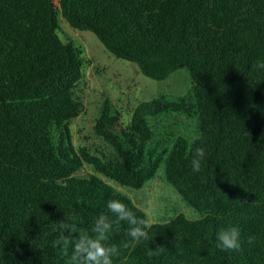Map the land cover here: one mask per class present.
Returning <instances> with one entry per match:
<instances>
[{"label": "trees", "instance_id": "trees-1", "mask_svg": "<svg viewBox=\"0 0 264 264\" xmlns=\"http://www.w3.org/2000/svg\"><path fill=\"white\" fill-rule=\"evenodd\" d=\"M60 15L147 77L188 67L192 92L138 104L120 134L110 131L119 118L106 102L94 130L111 153L76 147L71 124L84 111L79 88L90 60L59 36ZM261 62L264 0H0V264H71V246H53L59 222L90 231L98 215L112 216L109 199L149 220L105 179L142 189L162 165L201 217L153 223L139 243L126 222L114 225L113 264H264ZM172 112L194 115L198 136H158L153 121ZM196 147L206 158L194 173ZM231 226L241 249L222 251L216 233ZM157 247L166 251L150 256Z\"/></svg>", "mask_w": 264, "mask_h": 264}, {"label": "rangeland", "instance_id": "rangeland-1", "mask_svg": "<svg viewBox=\"0 0 264 264\" xmlns=\"http://www.w3.org/2000/svg\"><path fill=\"white\" fill-rule=\"evenodd\" d=\"M58 34L64 42H71L82 48L84 55L90 60L79 88L84 111L71 124L76 147L86 145L92 152L99 150L105 154L111 153L110 145L99 138L94 130L106 102L119 118L111 125L110 131L120 134L127 130L138 104L160 96L182 97L192 92L194 81L188 67L178 69L166 79L156 80L144 75L138 64L114 56L92 31H79L71 27L62 15L59 18ZM153 124L157 135L165 139L173 134L194 139L199 134L194 115L172 112L153 121ZM105 180L130 197L147 214L151 224L169 222L178 214H184L192 220L201 217L167 181L164 165L156 178L142 189Z\"/></svg>", "mask_w": 264, "mask_h": 264}, {"label": "clouds", "instance_id": "clouds-1", "mask_svg": "<svg viewBox=\"0 0 264 264\" xmlns=\"http://www.w3.org/2000/svg\"><path fill=\"white\" fill-rule=\"evenodd\" d=\"M259 69H264V62L257 65ZM206 158V148L196 147L192 153L190 166L192 172H200L202 164ZM109 213H101L95 218L90 231L79 229V226L64 218L59 222L60 235L54 241V247L65 249L71 246V264H113L114 258L119 257V249L114 244H108L109 233L114 225L126 222L129 225L126 235L132 241L139 243L148 240V229L152 227L149 220L140 218L125 203L118 199L106 201ZM114 217V218H113ZM216 247L222 251H239L241 249V230L236 226L227 227L216 233ZM164 247H157L150 250V256L163 253Z\"/></svg>", "mask_w": 264, "mask_h": 264}]
</instances>
